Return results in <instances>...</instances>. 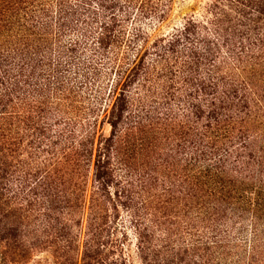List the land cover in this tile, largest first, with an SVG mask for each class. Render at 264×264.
Masks as SVG:
<instances>
[{"label": "rangeland", "instance_id": "rangeland-1", "mask_svg": "<svg viewBox=\"0 0 264 264\" xmlns=\"http://www.w3.org/2000/svg\"><path fill=\"white\" fill-rule=\"evenodd\" d=\"M215 3L216 0H162L165 12L160 10L158 17L164 19L152 27L153 39L170 36L191 19L213 23L211 6ZM134 20L126 22L128 31L133 29ZM238 69L233 82L237 86L245 83L241 92L247 86L242 94L249 97L240 118L246 126L243 132L251 137V145L264 153V66L244 62ZM101 85L97 96H59L60 103L52 105L48 115L42 114L49 126L60 124L63 138L47 133L46 139L43 131L28 129L29 124L23 120L30 118L31 113L22 104V110L18 104L7 110L2 108L1 113L5 114L0 116V264H83L86 249L92 244L93 220L101 209L106 210L102 225L108 223L102 229L106 246L98 251L99 257L91 253L104 264H146V255L151 261L160 260L159 264H264V176L253 172L256 178L243 183L246 185L242 188L252 193L248 197H253V206L225 204L230 210L217 218L220 222L216 228L206 214V209L214 211L208 205L203 211L196 210L197 200L190 199L189 184L196 169L198 148L183 144L185 150H181L178 139L184 136L182 133L192 137L194 128L208 132V137L226 135L227 127L207 129V121L197 117L207 113H198L196 107L201 104L208 110L214 97L201 93L198 100L190 98L193 90L185 84L184 94H179L185 96L177 95L168 103L163 101L164 104L156 96H149L156 87L150 88V93L141 90L138 96L131 95L133 105L129 113H121V136L110 151L113 182L103 191L96 183L95 164L100 150L113 145L106 142L113 134L115 113H111L114 103L108 105L112 84ZM188 101L189 105L185 103ZM234 115V125L228 127L235 128L236 133L240 120ZM128 124L146 127L134 130L126 138ZM40 126L44 128L45 124ZM80 141H86L93 150V160L81 159L80 149H73ZM237 141L238 138L227 141L228 147H234ZM241 154L243 163L254 171L251 152ZM237 155L228 160L234 163ZM63 160L69 165L62 173L66 185L59 182L64 195L59 209L52 204L50 188L54 172L60 170ZM237 167L240 170L241 165ZM132 206H138L150 220L159 222L154 228L155 239L145 243V255L132 225ZM253 231L257 238H253ZM255 243L259 250L254 252L251 246ZM92 263L97 264V259Z\"/></svg>", "mask_w": 264, "mask_h": 264}, {"label": "trees", "instance_id": "trees-1", "mask_svg": "<svg viewBox=\"0 0 264 264\" xmlns=\"http://www.w3.org/2000/svg\"><path fill=\"white\" fill-rule=\"evenodd\" d=\"M161 2L139 0L133 5L128 0L126 5V0H0V116L5 114L1 113L2 108L7 110L18 104L22 110V104L31 113L30 118L23 120L29 124L28 129L43 131L46 139L47 133H53V138H63L60 124L49 126L43 118L51 112L48 109L52 105L60 103L59 96L93 97L101 92V84H112L108 105L114 103L113 134L106 143L113 145L100 150L95 164L96 183L106 191L114 175L110 151L121 136V113H129L133 105L131 95L138 96L141 90L150 93V88L156 87L149 96H156L164 104L163 101L168 103L190 85L193 90L190 98L198 100L201 93L213 96L208 110L205 105L195 106L198 113H207L197 117L199 121H207V129L227 127L226 135L208 137V132L194 128L190 138L182 133L178 148L185 150L183 144L198 148L196 169L189 184L192 198L188 197L197 200L196 210L203 211L208 205L214 211L206 209V214L211 217L208 219L213 223L211 226L216 228L220 222L217 218L230 210L225 204L253 206V197H248L252 193L242 187L256 178L254 173L264 176V153L257 151L254 143L251 145V137L243 132L245 123L240 120L248 105L249 97L242 94L247 86L241 92L245 83L237 86L233 82L239 64L254 62L256 66H264V0H216L211 6L215 15L213 23L202 24L191 19L170 36L153 39L152 27L164 19L158 17L165 10ZM133 20L134 27L128 31L126 22L130 24ZM183 84L186 86L182 87ZM185 103L189 105V101ZM235 113L240 120L236 133L235 128L228 127L234 125ZM128 125L126 138L134 130L146 127ZM236 138L234 147H228L227 141ZM133 142L139 141L133 139ZM76 148L80 149L77 153L81 159L93 160L94 152L86 141L73 146ZM242 152H251L254 171L241 160ZM233 155H237L234 163L228 160ZM68 165L65 160L59 163L60 170L54 172L51 183L50 199L59 209L64 199L59 182L66 185L62 173ZM237 165H241L240 170ZM244 172L251 174L245 176ZM131 208L132 225L145 255V243L153 242L154 228L159 222L150 220L138 206ZM105 211L99 210L102 214L98 212L93 220L92 244L86 249L83 264H93L96 259L97 264H104L91 251L99 257L98 251L106 246L103 227L108 223L102 225ZM253 234L257 238L255 231ZM252 249L259 250L258 244L251 246ZM144 260L146 264L160 263V260L151 261L147 255Z\"/></svg>", "mask_w": 264, "mask_h": 264}]
</instances>
